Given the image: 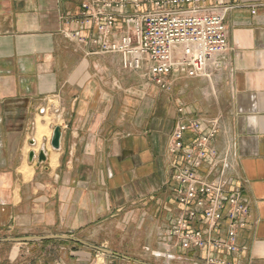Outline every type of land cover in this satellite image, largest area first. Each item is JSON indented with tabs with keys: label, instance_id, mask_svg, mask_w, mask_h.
Instances as JSON below:
<instances>
[{
	"label": "crops",
	"instance_id": "0c3cea01",
	"mask_svg": "<svg viewBox=\"0 0 264 264\" xmlns=\"http://www.w3.org/2000/svg\"><path fill=\"white\" fill-rule=\"evenodd\" d=\"M91 1L0 0V264L33 254L47 264L50 249L64 254L62 242L76 264L91 251L95 264H206L210 254L264 264V0H233L220 68L172 73L168 89L148 78L146 65L125 70L120 53L94 43L93 22H68ZM139 1L127 12L145 9ZM125 29L119 16L108 39ZM193 118L204 130L217 125L196 171L249 206L235 251L186 249L168 235L183 209L173 178L182 154L168 143ZM195 139L186 132L184 145ZM206 227L200 217L190 223L205 236ZM222 227L213 235L224 240Z\"/></svg>",
	"mask_w": 264,
	"mask_h": 264
},
{
	"label": "built area",
	"instance_id": "2783aa9c",
	"mask_svg": "<svg viewBox=\"0 0 264 264\" xmlns=\"http://www.w3.org/2000/svg\"><path fill=\"white\" fill-rule=\"evenodd\" d=\"M129 4L142 6L139 0L85 2L81 14L68 22L79 27L93 22L97 30L94 43L105 51L120 53L125 70L136 71L146 65L148 78L162 89L169 88L172 73L200 76L209 68H220L229 44L225 19L237 7L233 0H147L148 8L134 13L127 12ZM119 16L124 18L125 33L119 40H109ZM54 118H60L59 109H55ZM188 131L196 139L186 147L184 137ZM216 133L214 121L204 130L201 121L193 118L179 122L168 143L171 154H182V163L173 168V178L178 184L175 198L183 209L168 230L182 248L238 250L237 234L246 224L249 206L242 195L226 190L222 182L205 180L196 171L206 154L212 152L210 143ZM199 217L207 226L206 236L200 229L190 228ZM221 227L224 240L213 235ZM205 262L229 264L211 254Z\"/></svg>",
	"mask_w": 264,
	"mask_h": 264
},
{
	"label": "rangeland",
	"instance_id": "374dc122",
	"mask_svg": "<svg viewBox=\"0 0 264 264\" xmlns=\"http://www.w3.org/2000/svg\"><path fill=\"white\" fill-rule=\"evenodd\" d=\"M144 3H145V8L148 7L147 0H144ZM62 245L65 247L64 248L65 251L63 250L64 254L60 253L59 251L56 252L54 248L48 251L47 257H46L47 264H76V261L74 260L75 258L73 257L72 259V256H70L68 253L71 248V245L66 242H62ZM2 249L3 251L7 250L6 248H2ZM91 254L92 256L90 257V260L87 261V264H95L97 262L96 256H95V254L97 253L91 251ZM31 256H32L31 258L30 256H27L25 261L18 259L17 262L15 261L12 264H39V260L36 257H34L35 255L33 254ZM4 264H10V263L6 262Z\"/></svg>",
	"mask_w": 264,
	"mask_h": 264
},
{
	"label": "water",
	"instance_id": "95a60500",
	"mask_svg": "<svg viewBox=\"0 0 264 264\" xmlns=\"http://www.w3.org/2000/svg\"><path fill=\"white\" fill-rule=\"evenodd\" d=\"M60 135H61L60 127L59 126H55L53 128V135H52V139H51V146L53 148H58ZM32 157H33V152H30L29 158L32 159ZM45 158L46 157H45L44 150L40 149V152L38 154V160L41 162V161H44ZM27 239H31V238H14V239H11V240L23 241V240H27Z\"/></svg>",
	"mask_w": 264,
	"mask_h": 264
}]
</instances>
